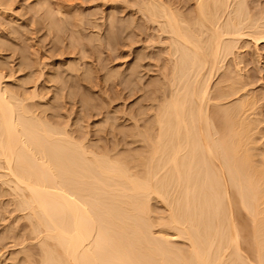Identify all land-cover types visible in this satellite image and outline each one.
Masks as SVG:
<instances>
[{
  "label": "bare ground",
  "instance_id": "bare-ground-1",
  "mask_svg": "<svg viewBox=\"0 0 264 264\" xmlns=\"http://www.w3.org/2000/svg\"><path fill=\"white\" fill-rule=\"evenodd\" d=\"M166 2L142 7L169 37L173 63L154 125L139 135L142 156L95 151L38 115L29 103L39 94L14 92L0 71V180L30 223L37 264H264L257 100L238 96L239 78L214 82L243 38L264 42V11L195 0L186 15Z\"/></svg>",
  "mask_w": 264,
  "mask_h": 264
},
{
  "label": "rangeland",
  "instance_id": "rangeland-1",
  "mask_svg": "<svg viewBox=\"0 0 264 264\" xmlns=\"http://www.w3.org/2000/svg\"><path fill=\"white\" fill-rule=\"evenodd\" d=\"M146 1L41 0V5L39 0H0V71L7 76L6 85L33 95L29 104L36 106L38 115L60 127L66 124L71 135L83 138L95 151L112 157L142 156L147 144L139 135L154 125L173 66L169 37L148 19L142 8ZM164 1H172L171 6L186 15L196 8L195 0ZM39 3L44 11H39ZM248 4L251 12L264 11V0ZM239 43L236 58L226 59L214 82L239 78L245 91L238 96L247 92L256 98L253 119L261 124L255 137L263 160L264 42L258 45L245 37ZM11 194L0 180V264H37L40 247ZM152 204L155 216L166 215L161 203Z\"/></svg>",
  "mask_w": 264,
  "mask_h": 264
}]
</instances>
